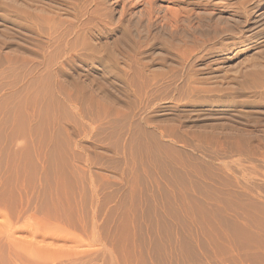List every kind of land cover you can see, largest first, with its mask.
<instances>
[{
  "label": "rangeland",
  "instance_id": "1",
  "mask_svg": "<svg viewBox=\"0 0 264 264\" xmlns=\"http://www.w3.org/2000/svg\"><path fill=\"white\" fill-rule=\"evenodd\" d=\"M0 264H264V0H0Z\"/></svg>",
  "mask_w": 264,
  "mask_h": 264
},
{
  "label": "bare ground",
  "instance_id": "2",
  "mask_svg": "<svg viewBox=\"0 0 264 264\" xmlns=\"http://www.w3.org/2000/svg\"><path fill=\"white\" fill-rule=\"evenodd\" d=\"M87 2H88V1H87ZM96 2H98V1H96ZM88 3H89V2H88ZM174 4H175V3H174ZM94 5H95V4H94ZM152 5H153V3H152ZM98 6H99V5H98ZM93 9H94V8H93ZM153 10H154V8H153ZM170 12H171V11H170ZM93 13H94V12H93ZM91 14H92V13H91ZM178 14H179V13H178ZM98 15H99V14H98ZM120 15H121V14H120ZM174 15H176V14H174ZM174 15H173V16H174ZM176 16H177V15H176ZM176 16H175V17H176ZM180 17H181V16H180ZM166 19H167V18H166ZM172 19H173V17H172ZM170 20H171V19H170ZM176 20H177V19H176ZM178 20H179V19H178ZM172 21H173V20H172ZM172 21H171V22H172ZM174 21H175V20H174ZM57 22H58V21H57ZM86 22H87V21H86ZM178 22H179V21H178ZM172 23H173V22H172ZM86 26H87V24H86ZM51 27H52V26H51ZM66 35H67V34H66ZM93 35H94V34H93ZM190 56H191V55H190ZM65 66H66V65H65ZM53 95H54V94H53ZM56 100H57V99H56ZM50 142H51V141H50ZM32 144H33V143H32ZM63 157H64V156H63ZM41 162H42V161H41ZM43 163H44V162H43ZM43 163H42V167L44 166ZM58 201H59V200H58ZM58 201H57V202H58ZM59 203H60V202H59ZM59 205H60V204H59ZM61 205H62V204H61ZM4 206H5V204H4ZM6 206H7V205H6ZM5 208H6V207H5ZM6 209H7V208H6ZM60 209H61V208H60ZM63 209H64V208H63ZM68 209H69V208H68ZM70 209H71V208H70ZM71 210H72V209H71ZM19 211H21V209H20ZM48 212H50V211H48ZM60 212H61V211H60ZM62 212H63V211H62ZM62 212H61V214H64V213H62ZM65 212H66V211H65ZM18 213H19V212H18ZM50 213H53V210H52V212H50ZM55 213H56V212H55ZM58 213H59V212H58ZM21 214H22V213H20V215H21ZM56 214H57V213H56ZM65 214H66V213H65ZM16 215H17V213H16ZM47 215H48V214H47ZM49 215H50V214H49ZM57 215H58V214H57ZM66 215H67V214H66ZM50 216H51V215H50ZM64 216H65V215H64ZM19 217H20V216H19ZM46 217H47V216H46ZM48 218H49V217H48ZM48 218H47V219H48ZM65 218H67V217L65 216ZM49 219H50V218H49ZM49 219H48V220H49ZM67 219H69V218H67ZM65 220H66V219H65ZM67 221H68V220H67ZM67 221H66V222H67ZM48 222H49V221H48ZM57 222H59V221H57ZM61 223H64V221H63V222L61 221ZM70 224H75V226H74L75 228H76V226H78V225H76L77 223H70V221H69V225H70ZM64 225H65V224H64ZM59 226H61V225L59 224ZM66 227H67V224H66ZM69 228H70V227H69ZM8 238H9V237H8ZM15 251H16V250H15ZM15 251H14V252L10 251L9 254H10L11 256L14 254V255H13L14 257H15V255H16V257H17V256H20V254H19L18 252H17V254H16ZM24 255H25V254H24ZM13 256H12V258H13ZM24 257H25V256H24ZM20 258H21V257H20Z\"/></svg>",
  "mask_w": 264,
  "mask_h": 264
}]
</instances>
